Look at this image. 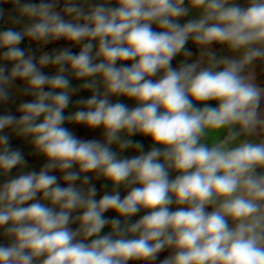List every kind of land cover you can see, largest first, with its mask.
Masks as SVG:
<instances>
[{
    "label": "clouds",
    "instance_id": "obj_1",
    "mask_svg": "<svg viewBox=\"0 0 264 264\" xmlns=\"http://www.w3.org/2000/svg\"><path fill=\"white\" fill-rule=\"evenodd\" d=\"M190 3L202 9V15L181 25L178 18L189 11L185 0H116V7L99 3L87 13L69 0L64 12L73 16L72 21L54 11L56 0H41L20 6L23 16L34 18L23 32L0 33V47L7 49L3 58L15 62L10 75L0 67V100L8 98L6 86L13 78L27 81L25 91L35 97L20 105L18 119L0 116V131L15 125L17 134L31 136L48 160L38 174H23L0 186V227L8 225L5 235L12 238L9 245H0V264H128L154 261L166 248L173 253L160 264H264V171L257 174V169L264 170V141L239 140L264 125L259 114L264 89L243 74L247 65L264 59V0H250L247 7L229 0ZM154 23L162 31H154ZM25 36L44 42L58 38L89 42L78 55L67 49L54 57L42 55L39 66L59 65L56 75L47 76L17 47ZM190 38L199 45L226 44L243 50V55L219 62L224 65L219 71L214 70L216 64L198 71V63L173 69L171 60ZM92 39L99 41L100 63L91 55ZM117 61L134 62L116 67ZM65 64L78 78L101 75L106 88L102 96L95 93L78 101L87 110L67 117ZM161 71L163 75L153 81ZM46 85L61 91H45ZM83 87L93 89L95 81ZM112 94L134 98L137 106L110 103ZM208 101H217L218 106H209ZM66 120L93 129L102 126L106 143L78 139L62 127ZM225 129L223 139L210 145L203 142ZM122 131L149 136L162 148L118 159L110 148L113 143L119 142L121 149L142 148L131 140L121 141ZM7 145L8 137L0 136L4 173L23 160ZM73 165L80 171H67ZM53 169L66 172L68 187L61 188L57 177L49 175ZM170 169L179 173L175 179H169ZM92 171L116 187L140 186L132 187L123 199L116 192L97 201L94 187L85 194L72 183L81 172ZM39 192L59 211L40 202L21 206ZM172 204L179 206L177 210H170ZM77 209L83 212L75 217L79 227L72 230L71 213ZM109 209L123 217L141 209L147 214L127 228L114 219L113 232L100 236L109 224L103 216ZM126 233L138 235L126 238Z\"/></svg>",
    "mask_w": 264,
    "mask_h": 264
},
{
    "label": "crops",
    "instance_id": "obj_2",
    "mask_svg": "<svg viewBox=\"0 0 264 264\" xmlns=\"http://www.w3.org/2000/svg\"><path fill=\"white\" fill-rule=\"evenodd\" d=\"M2 1V0H1ZM26 1V0H24ZM24 1L19 0V4L13 2L11 0H3L0 3V33L7 31L9 29L13 31L23 32L31 23L34 22V18H29L23 16L20 13V6L21 2ZM34 4L41 3V0H29ZM45 3H51L52 0H43ZM69 0H56V7L54 11L59 12L66 21H72L73 16L68 15L64 12V8ZM72 3L80 6L85 13H87L90 9L88 8L89 5H97L99 4L97 0H71ZM250 0H229V3H235L240 5L241 7H247ZM22 3V4H23ZM102 3H108L110 7H116V0H102ZM184 7L189 9L188 14L184 17L178 18L177 22L181 25L187 23L190 20L199 19L202 15L203 10L194 8L190 0H185ZM82 22V21H81ZM152 29L154 31H162L157 24L152 25ZM61 38L58 39H49L47 42L42 40H36L34 38H30L25 36L24 39L21 40L19 43L22 46V50L28 54V56L39 58L41 57L48 49L53 50V47L56 43L60 41ZM84 45V41L76 43L74 41L68 40V47L65 49L69 50L73 54H79L82 47ZM93 50L91 55L95 57L94 63H100L103 59L102 57H97L96 53L99 48V41L93 42ZM64 47V46H61ZM1 48V47H0ZM55 50H53L52 53ZM185 52H190L191 55H185ZM1 53V52H0ZM59 51L55 53L58 55ZM243 55V50H233L229 48L226 44H221L218 42H213L210 45H199L194 42L191 38L185 45L184 50H182L179 54H177L170 62V65L173 69H179L182 65L185 64H192L198 63V71L204 68L212 67L213 64H216L214 68L215 71H219L223 68V64L219 63L224 59H239ZM134 61H117L116 67H130ZM58 66L59 69V65ZM65 70L68 72L71 71V66L67 65ZM244 75L249 76L252 79V82L255 83L261 89H264V59H257L253 61L251 64L247 65L244 69ZM163 75V71L158 73L156 76H153V81H156ZM89 81H95V88H84L83 85L88 83ZM105 84L103 82V77L97 74L94 77H84L78 78L74 74L69 79V104L64 109L65 117L75 114L77 111L87 110L86 105L78 103V101H87L89 98L92 97L95 93H99L101 96L105 92ZM110 103H117L121 102L128 106L129 109H133L137 106V101L134 98H129L125 95H109L108 97ZM1 104V102H0ZM207 104L212 107L218 106L217 101H208ZM197 106L202 107L204 106L203 103L197 102ZM259 114L262 118H264V99L261 100L259 106ZM5 115V114H4ZM3 115V116H4ZM42 120V117L40 118ZM15 126V125H13ZM13 126L8 127L9 129ZM62 127L67 128L69 131L73 133L78 139L81 140H97L101 143H106V137L104 135L103 127H96L90 128L84 124H78L75 122L65 121ZM238 130V127H237ZM227 134V130H220L218 133V137L216 135L208 136L203 142L208 143L209 145L213 143L217 138L223 139ZM121 141L123 140H131L135 143H139L142 145L141 149H137L135 147H129L126 149H121L119 146V142L113 143L110 145V148L113 152L117 154L118 159H131L140 154H147L153 147H161V145H154L151 137L145 136L140 133L129 135L126 132H121L120 134ZM0 136H4L1 135ZM248 139L253 142L259 143L264 141V125L257 128L256 132L251 136L241 135L239 140ZM239 142V141H237ZM236 143V142H234ZM10 151H19L22 154L23 160L21 164L13 167L8 173H4L0 170V186H3L6 182L10 181L13 178H16L23 174H29L32 172L39 173L44 167L48 164L47 158L35 147L33 144V140L31 136H27V138H23L21 142L15 141L12 144L9 143L8 145ZM0 150H2V146H0ZM162 162V161H161ZM67 171L76 173L79 172V166L73 165V167ZM262 169H257V174H259ZM66 174L65 171L59 169H53L49 171V175H53L57 177V184L61 188L68 187V182L64 180V175ZM179 175V173L175 170H169V179H175V177ZM85 177H88L87 182H85ZM73 186L78 190L82 191L83 193L87 194L90 188H95V196L94 199L99 201L105 194H115L119 192L121 199L126 197L128 193L131 191L132 187H139L140 185H126L121 184L119 187L113 185V183L105 178L103 175H98L97 172L92 171L88 173H80L79 178L72 182ZM34 202H40L47 207H53L54 210L59 211L58 206H54L51 204L50 200H47L43 197V193L39 192L37 196L32 201L25 202L22 207H27ZM179 206L176 204L170 205V210L175 211ZM207 211H212V206H208ZM83 210L77 209L72 211L71 217L75 221V217L82 215ZM147 214V210L141 209V211L137 212L136 214L132 215L131 217H123L120 216L115 210L109 209L103 213L105 219L109 221V224L106 225L101 232L99 233L100 236L107 235V229L111 226V221L114 219H119L121 222V228H127L131 224L139 221L144 215ZM8 225L0 227V245L7 246L12 242V238L5 235V228ZM69 227L72 230H76L79 227V222L75 221L69 224ZM128 234V233H127ZM135 235L130 233L129 237L133 238ZM78 239H82V237H78ZM92 238H89L88 241L90 242ZM173 253L172 248H166L165 250L158 253V258L154 261H142V260H130L128 264H160L165 258L170 256Z\"/></svg>",
    "mask_w": 264,
    "mask_h": 264
},
{
    "label": "rangeland",
    "instance_id": "obj_3",
    "mask_svg": "<svg viewBox=\"0 0 264 264\" xmlns=\"http://www.w3.org/2000/svg\"><path fill=\"white\" fill-rule=\"evenodd\" d=\"M13 2V0H11ZM24 1V0H22ZM98 3H102V0H97ZM3 0H0V3H2ZM14 3V2H13ZM21 2V5L25 4V3H32L29 0L24 1V3ZM34 4V3H32ZM93 5H89L88 8L91 10V7ZM89 10V11H90ZM88 11V12H89ZM84 44L88 43V40H83ZM93 42H98L97 39H92L91 43L93 44ZM64 46V47H61ZM18 48H20L21 50L23 49L22 46H20L19 44L17 45ZM68 47V40L65 38H61L60 41L58 43H56L53 47V50H55L54 52H62L65 50V48ZM53 50L48 49L46 51V53H44L43 55L47 54L49 56L54 57L55 53H52ZM7 51V49L5 47H1L0 48V67H4L6 69V75H10L11 74V69L14 66V61H7L3 58V54L4 52ZM26 58L29 57L28 54L25 53ZM31 57V56H30ZM33 58V62L36 63L39 67V70L44 73L47 76H54L58 73V66L53 65V64H49L46 66H39V61H40V57L39 58ZM68 64H65L64 67H66ZM63 75L69 80L72 76L73 73L72 72H68L67 70H65V72L63 73ZM7 87V91H8V98L6 100H0L1 104H0V116L5 115H12L15 116L17 119L22 115V113L19 111V107L21 104L26 103V102H32L35 100V97L33 95L30 94V92L25 91V89L28 88V84L27 81L20 79V78H13L11 80V82L6 86ZM45 91H55V92H59L61 91L60 89H51L50 87H48L47 85L44 88ZM17 128L15 126L11 127L10 129L8 127H6L3 131H0L1 135H6L8 137L9 143L12 144L15 141H19L21 142V140L23 138H27L28 135H18L17 134ZM231 224V221H230ZM107 235H109L110 233L113 232V229L111 226H109V228L107 229ZM130 233H126V238L129 237Z\"/></svg>",
    "mask_w": 264,
    "mask_h": 264
}]
</instances>
